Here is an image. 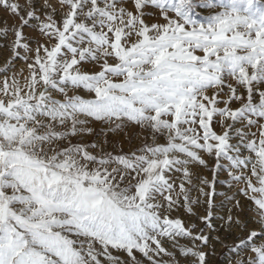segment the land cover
Returning a JSON list of instances; mask_svg holds the SVG:
<instances>
[{"label": "snow or ice", "instance_id": "6c2138e0", "mask_svg": "<svg viewBox=\"0 0 264 264\" xmlns=\"http://www.w3.org/2000/svg\"><path fill=\"white\" fill-rule=\"evenodd\" d=\"M129 3L0 0L20 21L0 33L12 58L0 83V264H180L165 241L190 264H208L210 236L171 218L181 198L189 212L200 203L190 195L189 166H206L202 154L217 169L227 162L231 181L245 186L236 195L258 217L259 232L228 251L250 249L237 264H264V8L201 0L210 14L199 22L193 0ZM156 11L164 23H147ZM30 24L44 43L25 36ZM17 59L28 69L22 81L7 75ZM90 122L136 125L165 143L113 155L78 139L91 133ZM199 194L207 198L202 220L216 231L214 185ZM249 223L225 221L228 231Z\"/></svg>", "mask_w": 264, "mask_h": 264}, {"label": "rangeland", "instance_id": "374dc122", "mask_svg": "<svg viewBox=\"0 0 264 264\" xmlns=\"http://www.w3.org/2000/svg\"><path fill=\"white\" fill-rule=\"evenodd\" d=\"M21 3L24 0H20ZM221 2L227 4L229 0H211V3L219 5ZM53 4H58V0H52ZM129 8L134 7V0H130L128 5ZM243 7V6H242ZM256 8H264V0H256L255 3ZM215 11H224L223 8H218L212 12L215 14ZM210 11L208 9L201 7V0H193V9H192V18L196 19L199 22H203L205 16L209 15ZM151 16L152 13L150 12ZM159 12H155V16L152 19H146V22L151 24L153 22H158L163 24L164 21L162 18L156 19L159 17ZM58 19V17H57ZM20 27V21L17 18H14L10 12H5L3 8H0V33H2L5 29H17ZM25 36L29 37L32 41L39 40L41 43H44V39L40 36L38 31L32 30V25H28L23 29ZM33 47H35V43H33ZM10 51L4 49V45L0 42V83H2L4 79V73L6 69L9 67L8 62L11 60ZM112 62V61H110ZM87 70L91 72H95L99 70V67L96 68L88 67ZM13 73L17 74L18 77L23 80V76L28 75V69L26 65L20 60H16L14 66L11 67L10 70L7 71V75L11 77ZM23 73V76L20 74ZM235 83L234 81L232 82ZM238 91H243L239 89ZM225 92H227V86H225ZM73 93H69L72 95ZM78 94L85 96V98H92L91 96H87L83 91H80ZM208 95H212L211 92ZM55 98L60 99V96H56ZM221 100L226 99V97H220ZM220 107H224L221 103ZM239 103H233L231 107L233 109L238 108ZM87 127L91 128V133H85L83 136L78 139L84 144H97L104 148L105 151L112 153L113 155L117 154H131L134 151H137L141 148V146L145 143L148 144H164L165 138L153 139L150 131L142 130L139 126L130 125L122 130H112L109 125L101 123V122H90ZM214 130L219 134L221 133V129L214 125ZM255 131V129H253ZM73 142H76L73 140ZM231 143H237V140L233 139ZM94 154H96L94 152ZM202 158L206 161V166H202L199 164L190 165V171L193 173V190L190 195L193 201L197 199L199 196L200 203L191 205L192 211L189 212L188 209L183 205V200L181 198L180 206H177L171 213V218H179L187 227H192L195 225L194 232L199 234L200 230H203V235L210 236L209 246L204 248V251L207 253L206 259L208 264H237L238 261L246 260L250 255V249L247 251H241L238 255L230 253L228 249L236 248L241 241L246 240L251 230H256L259 232V226L255 222L258 217L253 211L254 205L252 201L243 195H236L239 190L244 185H235L231 178L228 176L227 171L224 169L223 165L227 162H221V168L217 169L216 167V158L214 156L210 157L207 154H202ZM202 180H207L208 184H201ZM253 182L255 183V178H253ZM232 183L233 186L231 188L228 185ZM214 185V190L216 195L213 197L214 205H213V221L214 228L216 231H210L206 228L202 218L207 214L206 208L207 204L205 203L206 197L200 196L199 189L201 187L204 188L206 192L212 191V186ZM258 186V185H257ZM177 191L178 184H177ZM235 195L236 199L232 202H229V198ZM236 201H239V204L242 206L240 208L236 207ZM222 205V206H221ZM231 215L233 219H239L244 221L245 219L249 220L248 231H243L241 227L233 226L231 231L227 230V225L225 221ZM223 218V219H221ZM223 225V227H222ZM199 243V242H197ZM163 246L168 251H173L175 255L180 260V264H190V261H186L184 257L179 255V249H174L172 247L171 241L163 242ZM181 246L190 247L188 241H183ZM203 247V245H201ZM113 255L120 257L122 260H128L126 253L116 252L113 250ZM137 258H141V254L136 253ZM103 260V257H101ZM160 259V257H157ZM168 259V258H164ZM145 264L147 262L145 261Z\"/></svg>", "mask_w": 264, "mask_h": 264}]
</instances>
